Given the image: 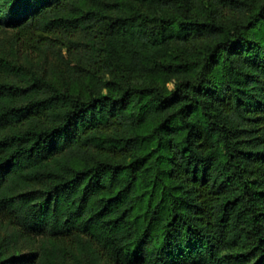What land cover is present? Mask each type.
I'll use <instances>...</instances> for the list:
<instances>
[{
	"label": "trees",
	"instance_id": "1",
	"mask_svg": "<svg viewBox=\"0 0 264 264\" xmlns=\"http://www.w3.org/2000/svg\"><path fill=\"white\" fill-rule=\"evenodd\" d=\"M0 33V264H264V0H0Z\"/></svg>",
	"mask_w": 264,
	"mask_h": 264
},
{
	"label": "rangeland",
	"instance_id": "2",
	"mask_svg": "<svg viewBox=\"0 0 264 264\" xmlns=\"http://www.w3.org/2000/svg\"><path fill=\"white\" fill-rule=\"evenodd\" d=\"M0 36H1V33H0ZM69 58H66L65 57V60H67ZM44 61L42 62V65L44 67V69L47 71V72H54V73H57V71L59 70H65V62H57L55 57L47 52L46 55L44 56Z\"/></svg>",
	"mask_w": 264,
	"mask_h": 264
}]
</instances>
